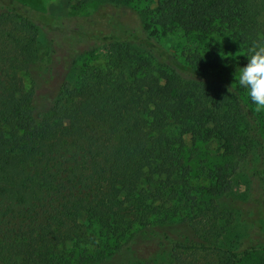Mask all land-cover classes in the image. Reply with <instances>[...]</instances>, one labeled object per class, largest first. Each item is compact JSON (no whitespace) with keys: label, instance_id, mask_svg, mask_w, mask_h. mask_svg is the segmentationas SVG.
I'll list each match as a JSON object with an SVG mask.
<instances>
[{"label":"trees","instance_id":"obj_1","mask_svg":"<svg viewBox=\"0 0 264 264\" xmlns=\"http://www.w3.org/2000/svg\"><path fill=\"white\" fill-rule=\"evenodd\" d=\"M144 1L132 8L137 25L94 16L72 30L65 18L0 0V264H211L200 258L203 235L224 231L236 214L249 229L215 248L212 264L264 250L261 113L235 80L264 41V0ZM43 29L53 61L38 75ZM168 35L180 43L168 45ZM75 36L105 43L108 56L73 85L75 63L95 51L72 46ZM209 141L222 161L207 162L208 186L196 188L187 154ZM232 174L247 183L240 205ZM83 215L99 235L86 234ZM175 220L187 237H148ZM134 251L147 256L125 255Z\"/></svg>","mask_w":264,"mask_h":264},{"label":"rangeland","instance_id":"obj_2","mask_svg":"<svg viewBox=\"0 0 264 264\" xmlns=\"http://www.w3.org/2000/svg\"><path fill=\"white\" fill-rule=\"evenodd\" d=\"M24 4L28 5L30 8H32L34 11H37L39 13H45L47 15L53 16V17H62L66 19V25L68 28H71L72 30L81 29L83 26L88 24L90 18L92 17H99L104 18V24L106 21H114L113 23L118 24L119 26L124 25H137L138 22V16L135 14V12L132 10L135 9L137 12L141 11L145 8V6L148 4L144 0H131V5L133 7L129 8H116L113 6H105L107 3L106 0H20ZM103 6V7H102ZM121 17L123 19L121 20ZM117 21V23H116ZM49 33L43 29L40 32L39 35V57L37 61L33 65L34 74L40 75L41 73L45 72L53 61L50 52H51V46L49 44ZM72 46H76L77 44L82 45L88 48H95V51H93L90 54H87L83 57H80L77 62L74 65V70L72 72V75H70L69 79L73 85H75L76 81H78L82 71L85 67L90 65H104L107 60L108 56V48L105 47V43L100 42L98 40L91 42H80L78 38L75 36L71 39ZM165 41H167L168 45H178L181 41V38L174 37V36H166ZM172 42V43H170ZM178 42V43H177ZM71 46V45H70ZM85 50V49H83ZM173 51V50H172ZM75 58L76 56H72ZM72 60V59H71ZM69 63H72V61H68L66 63V69L69 68ZM35 78V75H34ZM27 86L32 82L31 76H26L25 78ZM54 82H51L47 84V87H53ZM45 96H41L39 101L42 103L45 101ZM255 110L257 113H261V119H262V133L264 136V109H258V107L255 105ZM189 147H192V144L189 140ZM190 148H188V151H190ZM222 150L220 148V145H218L215 141H209L201 143L198 146V149L191 150L187 154V156L191 157V160H188V163L191 164L193 169V184L196 186V188H203L204 186H208V182L200 177V173L204 166L207 164L208 161L211 163H215L216 161H222L220 154H222ZM219 158V159H218ZM217 164H220L217 163ZM229 179L232 180L233 186H232V194H231V200L233 199L237 204L240 205V201L244 200L247 196V183L244 177L241 175H227ZM183 212H182V216ZM86 219L87 216L83 215L81 217V223L84 225V230L86 234L89 236L92 233H95L96 235H99V229L97 225H95L91 230H86ZM227 222V221H226ZM166 226L160 227L156 226L153 228L148 229V237L152 238H158V237H164V235H169L171 238L173 236L181 237L186 234H190L189 229L182 224L179 220H175L173 222L169 221L166 222ZM264 224V221H263ZM226 227L224 231H219L217 227L215 235L211 237L208 235H203V243L208 248V250H203L200 258L209 259L212 263L217 262V256L218 253L215 252V248H228L232 244H234L241 236H243L246 231L249 229V222L239 214L235 215L234 221L231 225L225 224ZM218 235V234H221ZM146 253L140 252V251H134L133 254H128V252L125 255H133L134 260L136 261L139 258L146 257ZM122 259V258H121ZM124 262H127V260L123 259ZM132 261V262H133ZM202 261V263H204ZM219 261V260H218ZM114 263V261H113ZM120 264V263H119ZM129 264V263H128ZM239 264H264V250L252 253L248 255L246 258L242 260Z\"/></svg>","mask_w":264,"mask_h":264},{"label":"clouds","instance_id":"obj_3","mask_svg":"<svg viewBox=\"0 0 264 264\" xmlns=\"http://www.w3.org/2000/svg\"><path fill=\"white\" fill-rule=\"evenodd\" d=\"M247 58V64L237 68L235 80L246 90L251 102L264 109V41L253 44Z\"/></svg>","mask_w":264,"mask_h":264}]
</instances>
